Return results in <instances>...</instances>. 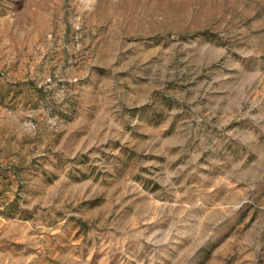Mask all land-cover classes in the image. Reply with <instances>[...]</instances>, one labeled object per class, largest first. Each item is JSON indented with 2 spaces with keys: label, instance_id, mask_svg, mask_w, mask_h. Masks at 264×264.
<instances>
[{
  "label": "rangeland",
  "instance_id": "obj_1",
  "mask_svg": "<svg viewBox=\"0 0 264 264\" xmlns=\"http://www.w3.org/2000/svg\"><path fill=\"white\" fill-rule=\"evenodd\" d=\"M0 264H264V0H0Z\"/></svg>",
  "mask_w": 264,
  "mask_h": 264
}]
</instances>
